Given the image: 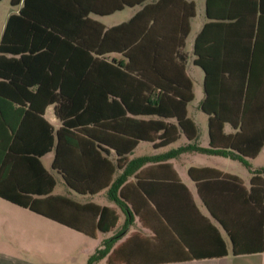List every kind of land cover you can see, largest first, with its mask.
<instances>
[{"label": "crops", "instance_id": "obj_1", "mask_svg": "<svg viewBox=\"0 0 264 264\" xmlns=\"http://www.w3.org/2000/svg\"><path fill=\"white\" fill-rule=\"evenodd\" d=\"M94 1L109 9L113 4V13L89 14L87 18L99 24L91 17L113 15V28H122L118 32L121 44L126 45V50L134 51L129 65L142 70V82L150 87L141 97H152L155 83L162 86L164 90L159 93L167 99L164 111L183 115V120L191 124L187 128L188 136L192 135V129L195 136L187 137L177 127L174 117H134L172 125L176 133L174 141L165 146L157 147L156 139L139 141L119 161L125 164L140 158L133 156L139 143L150 145L154 151L145 157L158 158L126 177L121 187L123 202L132 215L131 224L123 230L125 217L107 197L108 188L124 166L113 168L116 162L113 151L93 145L81 154L62 143L56 157L60 171L56 170L52 162L54 133L59 124L53 105L40 115L50 127L51 148L39 157L34 154H42L49 144L46 126L35 117H28L18 131L17 107L14 106L13 113L6 108L8 129L0 126V138L9 136V130L17 132V136L11 149L5 151L12 166L2 168V178L13 174L10 181L24 190L21 192L31 193L43 187L39 174H48L54 185L47 196H23L52 218L80 227L90 236L1 198L0 211L17 215L18 210L26 211L85 237L100 233L104 236L102 242L120 234L108 254L94 264L100 261L104 264H264V252L233 256L229 237L236 238L238 244L252 240L255 245L249 247L251 250L264 243V225L259 227L264 221V188L250 186L251 172L263 167L248 170L246 178L230 174L218 164L241 162L223 154L237 156L246 163L261 153L264 155V0ZM9 7L7 11L0 8V36L7 17L18 14L21 1ZM113 59L123 63L128 60L120 53H113ZM169 98L175 102L187 98L189 101L173 110L171 102H167ZM209 118L220 123L219 131H209ZM186 146L199 150L189 149L173 156L198 155L207 160L206 164L188 169L187 174H176L166 158L155 153L162 148H170L172 152ZM261 177L264 179V175ZM57 185L61 188L55 193ZM103 208L116 217L114 225L110 215L100 219L101 228L109 227L106 233L97 229ZM18 239L10 235L0 238V243L14 244ZM100 245L86 250L77 262L72 253H55L47 262L37 257L35 261L22 262L18 255L0 250V264H86ZM222 250L224 256L219 255Z\"/></svg>", "mask_w": 264, "mask_h": 264}, {"label": "trees", "instance_id": "obj_2", "mask_svg": "<svg viewBox=\"0 0 264 264\" xmlns=\"http://www.w3.org/2000/svg\"><path fill=\"white\" fill-rule=\"evenodd\" d=\"M21 1V8L16 15L7 17L0 36V126L8 129L6 108L14 112L16 106L19 123L18 131L28 117H35L46 126L49 134V144L34 157L43 155L51 148L50 127L40 118L44 109L53 105V113L59 124L55 131V156L52 162L57 168V154L60 144L65 143L70 148L82 154L87 146L95 145L97 148L112 150L116 156L114 169H120L119 161L130 154L139 141L152 142L155 145L165 146L175 139L176 127L165 126L158 121H142L134 119L141 116H156L161 118L174 117L177 127L186 133L191 124L183 120V115L176 112L164 111L165 100L159 91L164 88L154 84L152 97L142 98L143 91L149 92L150 87L142 82L143 72L129 65L132 62V50H126V45L120 42L118 32L121 27L104 28L90 21L89 14L108 15L113 13L104 5L96 4L94 0H10V6H16ZM102 8V9H100ZM135 42V40H134ZM132 42V43H134ZM123 45V46H122ZM113 53H120L127 62L115 61ZM129 54L131 56H129ZM151 95V94H150ZM175 102L169 98L170 107L184 106L189 101ZM183 101V102H181ZM168 106V105H167ZM201 109L204 107L201 105ZM209 131L220 129V123L215 118L208 120ZM17 136L9 130V136L0 138V172L8 165L10 158L5 151H9L13 139ZM83 142L86 145H83ZM85 146V147H84ZM196 147L186 146L172 151L175 155L181 151ZM245 163L241 158L231 154ZM165 157H163L164 159ZM158 158L140 157L129 160L122 167V171L108 188L107 197L113 200L124 215L123 230L131 224V211L125 206L121 195V187L126 177L135 174L144 164ZM41 170V169H40ZM43 173L44 171L41 170ZM60 171V170H59ZM251 188H264V168L251 172ZM0 174V198L18 207L52 219L75 231L90 236L80 227L66 224L49 216L42 208L34 207L23 195L47 196L54 183L48 174H39L43 187L36 192H21L19 186L10 179L13 174ZM9 180V181H8ZM137 185L141 187L140 182ZM111 216L106 209L99 212L97 229L102 233L109 231V227L101 228L100 219ZM116 217L111 216L114 222ZM264 221L259 224L261 228ZM111 227V226H110ZM120 234L104 240L100 248L93 251L86 264H94L104 258L111 245ZM231 254L246 255L264 252V243L249 249L255 243L238 244L236 238L229 235ZM254 244V245H253ZM260 246V247H257ZM246 247L248 249H239ZM225 255V251L219 254ZM190 260V259H188Z\"/></svg>", "mask_w": 264, "mask_h": 264}, {"label": "rangeland", "instance_id": "obj_3", "mask_svg": "<svg viewBox=\"0 0 264 264\" xmlns=\"http://www.w3.org/2000/svg\"><path fill=\"white\" fill-rule=\"evenodd\" d=\"M0 8L7 11L10 8L9 0H1ZM91 18L97 20L104 27H113V15L103 18ZM192 104L188 106V111H191ZM178 145L179 142L172 146L171 149H174ZM169 150L170 148H162L155 153H161V156L166 158V163L171 166L176 174H187L188 169L191 167L207 163L205 157H199L198 155H180L175 158L173 155H169L171 152ZM152 153L154 151L150 145L139 143L133 156L145 157ZM218 164L230 174H237L240 177L248 178V170H254L255 167L260 165L264 168V155L261 153L246 164L238 161H224ZM119 165L122 166L124 164L123 162H119ZM60 188L57 185L55 193ZM17 212H20V216L17 213L0 211V238L10 235L19 237L18 242L14 244L1 242L0 250L18 255L22 262H28V260L35 261L34 257L42 261H48L55 253H72V257H75V261L77 262L78 258L83 256V253L85 254L86 250L94 249L104 239V236L100 233H95L91 238L85 237L35 214L19 210ZM262 258L264 259V255ZM99 264H104V261H100Z\"/></svg>", "mask_w": 264, "mask_h": 264}]
</instances>
